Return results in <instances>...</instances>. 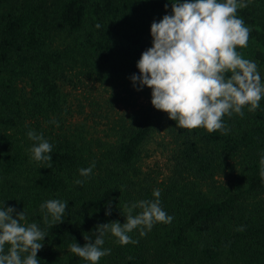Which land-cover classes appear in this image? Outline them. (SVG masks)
<instances>
[{
    "label": "trees",
    "instance_id": "trees-1",
    "mask_svg": "<svg viewBox=\"0 0 264 264\" xmlns=\"http://www.w3.org/2000/svg\"><path fill=\"white\" fill-rule=\"evenodd\" d=\"M171 2L0 0V208L24 211L21 223H36L47 234L39 264H92L69 245L84 246L85 237L94 242L98 224H124L125 205L155 200L154 189L172 223L157 222L144 236L134 229L129 235L136 244L121 245L107 233L102 248L111 253L96 264H264V97L254 112L246 105L243 116L225 115V135L179 128L152 105L146 86V105L115 115L108 99L90 97L82 78L114 87L121 81L125 87L113 96L131 104L136 89L130 77L140 74L137 62L153 46L151 24L171 14ZM244 2L248 6L238 8L237 17L251 32L248 46L237 52L256 62L264 84V0ZM76 106L84 121L106 119L111 139L74 121ZM160 129L169 136L164 167L155 171L142 154ZM29 130L53 145L51 162L33 159ZM93 162L92 174L81 176L79 170ZM52 199L68 202L61 222L41 211Z\"/></svg>",
    "mask_w": 264,
    "mask_h": 264
},
{
    "label": "clouds",
    "instance_id": "clouds-1",
    "mask_svg": "<svg viewBox=\"0 0 264 264\" xmlns=\"http://www.w3.org/2000/svg\"><path fill=\"white\" fill-rule=\"evenodd\" d=\"M247 6L244 0L171 2V14L151 24L153 46L144 51L137 62L140 74L130 77L133 87L137 91L145 86L152 89V105L177 121L179 128H204L209 133L228 134L230 129L223 117L233 113L243 116L242 109L246 105L254 112L264 97V84L256 62L242 58L237 52V47L248 46L250 37L251 29L237 17L238 8ZM95 27L99 29L101 25L97 23ZM51 123L59 126L55 120ZM27 136L34 142L30 149L33 159L51 162L49 153L53 145L43 133L29 130ZM260 165V175L264 179V155ZM51 167L49 163L48 168ZM94 168L95 162L88 168H81L80 175L89 177ZM75 183L82 185L84 181L76 180ZM153 196L155 200L125 205L124 224L119 221L98 224L94 242L85 237L87 243L84 246L74 242L69 245L70 251L96 264L111 253V249L102 248L107 233L118 238L121 245L136 244L138 241L129 235L134 229L139 228L144 236L147 234L145 229L150 231L157 222L171 224L174 217L162 209L161 191L154 189ZM40 207L41 211L46 209L52 223H56L62 221L68 202L52 199ZM136 208L142 211L133 214ZM105 214L111 215L110 207ZM24 219V211L16 212L14 207L0 208V264H39L37 253L42 250L44 244L41 241L47 234L36 223L22 224ZM44 219L48 223L47 214ZM237 231H244V226H239ZM5 245L10 246L7 252Z\"/></svg>",
    "mask_w": 264,
    "mask_h": 264
},
{
    "label": "rangeland",
    "instance_id": "rangeland-1",
    "mask_svg": "<svg viewBox=\"0 0 264 264\" xmlns=\"http://www.w3.org/2000/svg\"><path fill=\"white\" fill-rule=\"evenodd\" d=\"M262 73L264 74V69L262 70ZM83 79H85V83H88V89H90V91L88 92L91 98L94 97H98V96H102L104 97V99H108L111 104L113 105V110L115 112V115L120 113V114H124V113H128L130 110H128L129 108H132V106L135 108L138 105H146L147 100L145 97V93H143L144 91H134L133 93V97L131 99V104H126L125 102H121L122 100L120 98H116L115 96H113V92L119 90V89H123L125 86L122 84L121 81H118L116 86L114 87L111 84H107V83H103L101 81H97V80H93V79H89L88 77L85 78L82 76ZM131 86L133 87V83L132 81H130ZM130 86V85H129ZM69 89L70 86L68 87ZM134 88V87H133ZM87 89V87H86ZM136 89V88H134ZM80 91V90H79ZM143 91V92H142ZM124 91H121V94L124 95L123 93ZM116 93V92H115ZM88 101V100H87ZM86 101V102H87ZM87 104V103H86ZM90 103H88V105H85L86 107V111L87 113L90 112L89 106ZM129 105V106H127ZM89 106V107H88ZM77 109V106H76ZM81 109H77V114L74 116L73 120L79 122H86L90 125H94L97 129L92 130V132H94V136L99 137L101 139H111V135L113 134L114 131H110V132H106L109 129V126L107 127V120L104 119L100 122H97L93 119H88L86 121H84V117H86L85 114L80 115L79 111ZM169 135H167V132L165 129H160L158 130L154 136L152 137V139L150 140V142L148 143L147 146V151L144 152L142 155L143 160L145 161V165L147 164V169H154L155 171H158L159 169H162L164 166V156L162 154V150L164 148V141L168 140ZM228 178H224V181H227Z\"/></svg>",
    "mask_w": 264,
    "mask_h": 264
}]
</instances>
